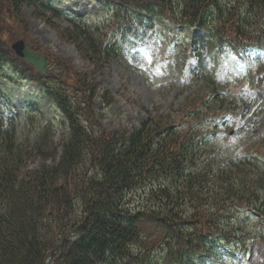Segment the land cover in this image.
Instances as JSON below:
<instances>
[{
	"label": "trees",
	"instance_id": "trees-1",
	"mask_svg": "<svg viewBox=\"0 0 264 264\" xmlns=\"http://www.w3.org/2000/svg\"><path fill=\"white\" fill-rule=\"evenodd\" d=\"M100 1L109 8L106 21L72 16L60 33L93 64L83 72L29 37L23 8L49 21L60 14L56 0H0V80L33 81L67 128V137H59L50 119L30 148L21 149L0 106V264H219L229 248L244 245L232 229L241 224L235 208L264 215L263 161L245 154L215 160L210 133L218 121L207 115L213 104L228 108L231 94L206 73L199 79L208 89L194 102L150 114L136 127L108 129L95 107L106 108L113 98L96 73L98 62L117 56L128 35L138 26L148 30L154 18L209 34L212 42L196 37L187 45L204 72L200 48L211 50L214 41L238 49L259 43L264 0ZM20 38L47 55L46 74L13 54L10 44ZM257 126L249 120L251 133ZM33 153L42 161L21 173Z\"/></svg>",
	"mask_w": 264,
	"mask_h": 264
},
{
	"label": "rangeland",
	"instance_id": "rangeland-1",
	"mask_svg": "<svg viewBox=\"0 0 264 264\" xmlns=\"http://www.w3.org/2000/svg\"><path fill=\"white\" fill-rule=\"evenodd\" d=\"M57 2L60 3L57 8L62 13L56 17L48 16L49 19L52 18L49 21L34 16L30 7L23 8V15L29 23V37L35 39L40 48L47 49L48 53L66 60L69 68L75 71H91L93 64L78 52L75 45L62 39L60 33H62L61 30L69 27L66 17L68 13L95 22L106 20L109 10L103 2L98 0H57ZM157 23L159 28H163V33L158 31L153 36L143 39L140 41L141 46L135 48L132 53H129L130 55L127 56L122 52L106 63L98 62L101 72L98 71L96 76L103 86L112 91L114 100L106 109L97 108L101 122L108 129L137 126L139 121L146 118L149 113L156 115L165 110H177L190 99V96L205 94L208 89L206 83L192 81L188 72H184L181 67L180 58L169 50L174 40L172 37L168 38V30L174 32L175 27H168L159 21ZM184 31L185 36L192 38L193 29L189 30L186 27ZM259 38L261 39L257 44L264 47V31L259 34ZM209 57L214 62L213 68L218 66L215 63L217 58L212 54H209ZM188 61L185 60L187 64L192 62ZM245 67H250V72L240 74V71L245 68L239 69L235 76V85L232 82V85L227 86V90L232 94V106L228 104V108H221L218 104H213L209 109L210 114L207 115L213 114L216 120L226 125L225 128L228 129L224 131V127H220L214 139V142L222 147L219 149L221 152L215 156L218 162L227 155L243 153V148L247 145L252 152L257 153L258 157L264 158V56L260 61H254L250 66L245 65ZM179 77L186 80L180 81ZM226 78L228 77L223 67L214 74L213 80L219 82L218 80ZM233 78L234 76L230 79ZM2 85L6 87L5 82ZM35 90L37 92L38 88L33 83H24L21 87L11 86L10 103L14 105V111L18 115L14 129L21 149L29 147L34 142L39 132L38 125H41L48 117H52L59 137L67 135L57 111L49 106V101L45 97L34 93ZM31 98L32 102H36V106H33L35 113H30L33 116L30 120L27 116H23L19 107ZM194 101L195 99H192V102ZM222 114L225 116H221ZM249 118L252 122L259 124L251 135L246 134L243 124ZM230 129L233 130L232 134H228ZM248 142L252 143L248 144ZM227 146H229L228 154L224 151V147ZM41 159L39 154H31L21 168V173L36 168ZM244 209L243 206L235 208L237 213L234 220H238L241 224L232 229L244 236L245 248L250 249V255L245 257L246 262L264 264V238L257 236L258 232H262L260 230L264 222L262 225L253 214L249 216L244 213L248 211ZM150 234L154 238L157 236L155 231H151Z\"/></svg>",
	"mask_w": 264,
	"mask_h": 264
},
{
	"label": "water",
	"instance_id": "water-1",
	"mask_svg": "<svg viewBox=\"0 0 264 264\" xmlns=\"http://www.w3.org/2000/svg\"><path fill=\"white\" fill-rule=\"evenodd\" d=\"M32 42L20 39L11 44L14 53L22 60L32 64L39 72H46V56L30 49Z\"/></svg>",
	"mask_w": 264,
	"mask_h": 264
}]
</instances>
